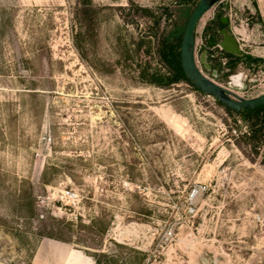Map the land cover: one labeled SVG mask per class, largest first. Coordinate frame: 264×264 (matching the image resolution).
Returning a JSON list of instances; mask_svg holds the SVG:
<instances>
[{
	"label": "rangeland",
	"instance_id": "obj_1",
	"mask_svg": "<svg viewBox=\"0 0 264 264\" xmlns=\"http://www.w3.org/2000/svg\"><path fill=\"white\" fill-rule=\"evenodd\" d=\"M198 1L0 0V264H264V124L167 63ZM195 58L264 94V0L214 4Z\"/></svg>",
	"mask_w": 264,
	"mask_h": 264
},
{
	"label": "water",
	"instance_id": "obj_2",
	"mask_svg": "<svg viewBox=\"0 0 264 264\" xmlns=\"http://www.w3.org/2000/svg\"><path fill=\"white\" fill-rule=\"evenodd\" d=\"M222 0H199L193 11L191 12L179 48L180 66L186 79L199 92L212 97L217 102L222 104L227 109L234 112H241L243 110H250L264 106V94L252 98L243 99L233 93L232 91L215 84L209 80L198 68L195 58V28L202 16L216 3ZM227 18L222 17L221 23L227 24ZM218 34L221 36L219 41H215L213 37H208L206 47L208 50L219 48L222 52L240 57L241 49L235 37L227 30L221 29ZM207 50H204L198 62L206 69L209 68L206 62Z\"/></svg>",
	"mask_w": 264,
	"mask_h": 264
},
{
	"label": "trees",
	"instance_id": "obj_3",
	"mask_svg": "<svg viewBox=\"0 0 264 264\" xmlns=\"http://www.w3.org/2000/svg\"><path fill=\"white\" fill-rule=\"evenodd\" d=\"M221 22V21H220ZM177 44L176 46L168 45L167 49V63L170 65L172 68V81L173 82H184L186 84H189L192 86V84L186 79V77L183 74V71L180 66V56H179V42L181 40V35L179 36L178 33V38H177ZM175 50V51H174ZM193 87V86H192ZM194 88V87H193ZM195 91H198L197 89L194 88ZM218 104H220L218 102ZM227 112L230 113H235L238 114L242 117H247V118H254L258 123H263L264 124V106L255 108V109H250V110H243L241 112H234L226 107H224L222 104H220Z\"/></svg>",
	"mask_w": 264,
	"mask_h": 264
},
{
	"label": "crops",
	"instance_id": "obj_4",
	"mask_svg": "<svg viewBox=\"0 0 264 264\" xmlns=\"http://www.w3.org/2000/svg\"><path fill=\"white\" fill-rule=\"evenodd\" d=\"M65 255L66 258L61 264H92L93 262L79 251L67 249Z\"/></svg>",
	"mask_w": 264,
	"mask_h": 264
},
{
	"label": "built area",
	"instance_id": "obj_5",
	"mask_svg": "<svg viewBox=\"0 0 264 264\" xmlns=\"http://www.w3.org/2000/svg\"><path fill=\"white\" fill-rule=\"evenodd\" d=\"M63 196H64V198L68 199L69 201H73L76 198V194L72 191H65Z\"/></svg>",
	"mask_w": 264,
	"mask_h": 264
}]
</instances>
